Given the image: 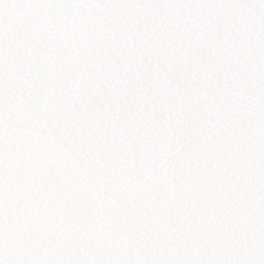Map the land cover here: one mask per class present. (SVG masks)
<instances>
[{"label": "snow or ice", "instance_id": "obj_1", "mask_svg": "<svg viewBox=\"0 0 264 264\" xmlns=\"http://www.w3.org/2000/svg\"><path fill=\"white\" fill-rule=\"evenodd\" d=\"M0 264H264V0H0Z\"/></svg>", "mask_w": 264, "mask_h": 264}]
</instances>
